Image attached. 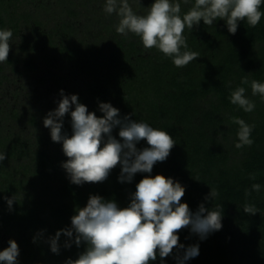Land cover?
<instances>
[{
  "label": "trees",
  "instance_id": "1",
  "mask_svg": "<svg viewBox=\"0 0 264 264\" xmlns=\"http://www.w3.org/2000/svg\"><path fill=\"white\" fill-rule=\"evenodd\" d=\"M154 2L129 0L139 15L146 14ZM179 2L181 15L194 4V0ZM97 3L102 7L92 13ZM104 4L105 0H0V30L13 29L20 36L22 28H37L36 36L22 38L20 50L24 55H39L46 67L63 62L74 77L83 78L78 102L89 112L101 117L99 103H110L119 109V118L128 116L164 130L177 144L151 173H137L130 183L119 181L121 166L117 165L104 182L76 185L61 166L66 160L53 153L56 148L62 150V143L42 135L26 145L18 137L2 135L0 126L4 161L22 162L12 171L0 166V231L6 230L19 247L24 243L17 264H38L39 260L40 264H65L77 259L86 248L84 242L65 248L69 238L62 234L59 254H52L49 237L70 228L75 210L85 207L91 195L124 208L131 203L136 184L157 174L185 187L181 202L193 214L201 204L219 210L222 228L203 240L190 227L184 228L177 234L185 247L174 248L163 261L157 253L150 264H179L177 258L184 256L185 249L197 244L199 255L183 264H264V99L251 90L253 80L264 83V15L255 27L240 21L235 34L228 32L224 20L211 26L201 21L192 30L186 28L187 50L200 57L178 68L156 48L145 49L134 34H118L119 17L106 14ZM36 6L38 11L27 8ZM260 11L264 13V2ZM64 16L76 24L68 25ZM85 16L88 21L80 26ZM45 29L67 34L66 43L56 45L51 38L41 43L36 33ZM29 60L27 68L35 70L37 65ZM15 61V57L8 59L11 66ZM3 70L0 66V75ZM245 79L248 83H242ZM237 87H244L247 98L255 103L251 113L230 102ZM234 117L254 125L251 146L235 147L239 125L232 123ZM62 132L71 136V123H64ZM118 133L119 126L112 131L119 140ZM136 147L142 150L148 145L141 140ZM24 160H30L29 164ZM253 184H260L261 190L253 191ZM211 189L218 192L213 201L206 199ZM13 195L16 201L10 211L4 197ZM246 204L254 205L257 213L246 214ZM22 235L26 237L20 239Z\"/></svg>",
  "mask_w": 264,
  "mask_h": 264
},
{
  "label": "clouds",
  "instance_id": "2",
  "mask_svg": "<svg viewBox=\"0 0 264 264\" xmlns=\"http://www.w3.org/2000/svg\"><path fill=\"white\" fill-rule=\"evenodd\" d=\"M183 2L187 4L188 0ZM262 2L264 0H194L193 6L181 15L179 0H155L146 14L139 15L130 6L129 0H105L103 11L119 17L116 26L118 34L124 37L134 34L140 38L145 49L156 48L165 57L172 58L176 67L183 68L200 57L198 52L187 50L186 28L192 30L201 21L211 26L214 21L224 20L228 32L235 34L240 21L246 20L251 27L260 22L264 15L260 11ZM12 37L11 29L0 30V62L8 61ZM242 83H248L247 79ZM251 90L252 95L259 94L264 99V83L253 80ZM245 91L244 87H237L231 93L230 102L251 113L255 103L247 98ZM60 95L58 107L47 113L43 124L50 129L51 140L62 143L67 160L61 166L73 184L104 182L117 165L121 166L119 181L130 183L137 173H151L154 165L164 162L177 144L164 130L128 116L119 118V109L110 103H99L103 116L98 117L78 102L77 95H65L63 90ZM73 105L74 110L70 112L72 134L68 136L62 132L63 118ZM232 123L239 125L235 147L251 146L254 125L238 117L232 118ZM117 126L119 140L112 135ZM141 140L146 141L148 147L138 150L136 145ZM5 159L6 155L0 153V163ZM251 178L255 179L254 176ZM252 190L259 192L261 185L253 184ZM184 195V186L160 174L142 178L136 184L131 203L124 208L118 207L112 200L91 195L85 207L75 210L71 227L49 237L50 250L59 254L58 241L63 234L69 238L65 248H70L71 243L77 247L82 242L86 244L77 259H68L65 264H150L157 259V253L163 261L174 248L185 247L179 243L177 234L184 228L190 227L191 232L199 235L201 240L222 228V213L219 210H209L201 204L193 214L188 204L181 202ZM216 196L218 192L211 189L206 199L213 201ZM4 199L11 211L16 196ZM243 211L246 214L257 213L255 206L248 204L244 205ZM36 239L34 237L33 242ZM19 254L17 242L10 239L8 247L0 251V264H17ZM198 255L199 245H191L185 249L184 256L177 259L179 264H183Z\"/></svg>",
  "mask_w": 264,
  "mask_h": 264
},
{
  "label": "rangeland",
  "instance_id": "3",
  "mask_svg": "<svg viewBox=\"0 0 264 264\" xmlns=\"http://www.w3.org/2000/svg\"><path fill=\"white\" fill-rule=\"evenodd\" d=\"M101 7V3L95 4L92 13H97ZM27 8L38 11L37 6ZM62 20L70 26L76 24L68 16H64ZM87 21L88 17H83L79 22L80 26ZM11 30L13 37L10 41L8 59L15 57L16 61L15 66H11L8 61L0 62V66H4L0 75V126L3 129L2 135L4 133V136L18 137L23 144L27 145L35 143L39 136L50 135V129L44 127L43 120L49 111L58 107V102L61 99L60 91L63 90L64 94L68 96H79L84 79L79 80L74 77L70 68H67L63 62H55L52 67H46L42 64L39 55H24L20 50L22 38L34 35L33 31H37V28H22L20 36L19 33ZM36 34L37 37H40L41 43L51 38L54 44L60 45L66 43L67 40V34L63 32L55 34L50 29H45L40 34ZM28 60L37 65L35 70L27 68ZM74 107L73 105L69 113L63 118V124L71 123L70 112L74 110ZM53 153L57 157L67 160L62 150L56 148ZM24 161L28 164L30 162V160ZM3 162L0 163V166L7 167L10 171L22 164L21 160L19 164L17 162ZM5 232L6 230L0 231V251L7 247L8 241L12 238ZM24 237L26 236L22 235L20 239H24ZM23 248L25 250L24 243L19 247L20 255L24 251ZM37 263L42 262L39 260Z\"/></svg>",
  "mask_w": 264,
  "mask_h": 264
}]
</instances>
